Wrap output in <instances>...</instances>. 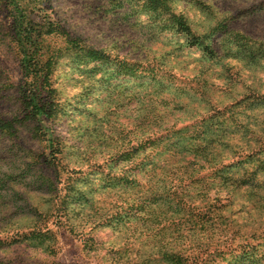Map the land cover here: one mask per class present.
<instances>
[{
	"label": "rangeland",
	"instance_id": "obj_1",
	"mask_svg": "<svg viewBox=\"0 0 264 264\" xmlns=\"http://www.w3.org/2000/svg\"><path fill=\"white\" fill-rule=\"evenodd\" d=\"M0 264H264V0H0Z\"/></svg>",
	"mask_w": 264,
	"mask_h": 264
},
{
	"label": "trees",
	"instance_id": "obj_2",
	"mask_svg": "<svg viewBox=\"0 0 264 264\" xmlns=\"http://www.w3.org/2000/svg\"><path fill=\"white\" fill-rule=\"evenodd\" d=\"M144 3H146L150 9H152L154 12H158L160 11L161 9H164V7L167 5V0H143ZM21 23H19V27H21L20 25ZM22 32H27L28 30L27 29H22L21 30ZM26 36V35H25ZM31 41H26V39H24V42H23V51L26 52V60L27 62L29 60H35L34 56L32 55L36 46H34L33 44L30 43ZM36 64H40L39 62V58L37 59V63ZM42 65L40 66V71H41V74L39 76V80H40V87L45 90V84L48 83V80H47V74L44 72V69H42ZM42 94V92H41ZM23 95L25 96L26 100L24 102H32V106H33V109H39V110H43V112H47L46 110L47 109H42V107L44 106V104H46V101L45 103H39V100H40V97L38 96V94H33V97H30L27 95V93H23ZM40 95V94H39ZM41 96V95H40ZM35 100V101H34ZM26 106H27V103H26ZM48 114V113H46Z\"/></svg>",
	"mask_w": 264,
	"mask_h": 264
}]
</instances>
